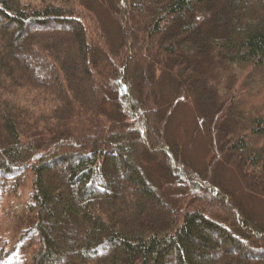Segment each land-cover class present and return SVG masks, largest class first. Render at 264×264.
I'll return each instance as SVG.
<instances>
[{
  "label": "trees",
  "instance_id": "trees-1",
  "mask_svg": "<svg viewBox=\"0 0 264 264\" xmlns=\"http://www.w3.org/2000/svg\"><path fill=\"white\" fill-rule=\"evenodd\" d=\"M261 89L264 0H0V264H264Z\"/></svg>",
  "mask_w": 264,
  "mask_h": 264
},
{
  "label": "rangeland",
  "instance_id": "rangeland-1",
  "mask_svg": "<svg viewBox=\"0 0 264 264\" xmlns=\"http://www.w3.org/2000/svg\"><path fill=\"white\" fill-rule=\"evenodd\" d=\"M248 73V71L241 72L240 77L236 81L237 87L245 85L244 79L249 75ZM239 91L241 92L242 90L240 89ZM242 93L239 103H246V93H248V89H243ZM261 93L264 95L263 89H261ZM261 93L257 96L258 98L256 100L260 99ZM170 116L167 129L168 135L174 137L178 141L182 151H184L187 157L194 163L193 166L201 169L211 154V142L209 140L206 123L198 116L192 101L188 98H181L175 101ZM53 173L57 174L58 171L56 170ZM53 173H48L46 178H53ZM218 174L222 176L223 181L226 182L230 188L239 194L242 192L243 182L235 169L231 167L223 168L218 171ZM248 201L249 203H247V205L251 207L253 214L260 219H264V199L261 200V198L253 197L249 198ZM15 202L18 203L17 200ZM6 223L7 220L0 214V226H2L0 227V234L4 232L5 236H9L10 234H5L6 228L9 232H11V228L10 224ZM70 233L71 232H68L66 234L67 239L72 237ZM214 240H217V238H214ZM212 259L213 251L209 250L207 251L205 260L209 262Z\"/></svg>",
  "mask_w": 264,
  "mask_h": 264
}]
</instances>
